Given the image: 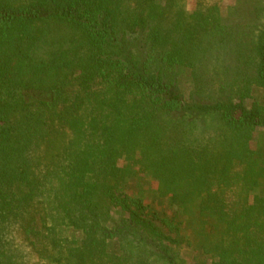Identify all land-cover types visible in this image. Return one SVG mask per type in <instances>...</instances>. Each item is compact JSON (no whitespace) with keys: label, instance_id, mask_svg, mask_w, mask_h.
Masks as SVG:
<instances>
[{"label":"trees","instance_id":"16d2710c","mask_svg":"<svg viewBox=\"0 0 264 264\" xmlns=\"http://www.w3.org/2000/svg\"><path fill=\"white\" fill-rule=\"evenodd\" d=\"M187 3L0 0V264H264V0Z\"/></svg>","mask_w":264,"mask_h":264},{"label":"rangeland","instance_id":"374dc122","mask_svg":"<svg viewBox=\"0 0 264 264\" xmlns=\"http://www.w3.org/2000/svg\"><path fill=\"white\" fill-rule=\"evenodd\" d=\"M211 2L218 3L221 6L223 12L226 13L230 6L236 4L237 0H211ZM187 6L190 9L194 8L196 6L195 0H188ZM179 86H180L181 91L184 94V97L187 100H191L193 98V95H194L192 93V91L194 89H193L192 82H191L190 69L186 68L184 70H181V73L179 74ZM253 88H254L253 91H252L253 92V95H252L253 97L252 96L251 97H246L245 100H244L245 105L247 107H249V108L251 107V105L255 101V98L260 99V101L264 100V96L262 97L260 95L262 93L260 91V89L257 86H253ZM237 100H239V98ZM255 135H256L255 136L256 139H258V141H259V145H264V129H261V131L260 132L258 131ZM238 168H240V166H238ZM146 180H144L145 182L143 180H141V182L144 183V189L147 192H148V190L150 192V190L154 189L156 185H155V183H153L151 181L149 182L148 179H146ZM129 191L131 192L130 189H129ZM149 195H151V193ZM146 200H147V202H149V201L151 202L152 201V199H150V198H146ZM157 207L158 208L161 207L160 203L157 204ZM199 241H200V239L198 241H196V242H199ZM177 246H178V248L180 250L181 256L183 257V259H185V262H187L188 264H202L199 261L200 260L202 261L203 258H205L204 264H210L211 263V258H209V257L201 256L199 259L196 258V255H195L194 251L191 249L192 247L186 241H183V242L179 243ZM112 249L116 250V248H114V247ZM27 256L30 258V255H27ZM35 259L36 258L33 255L31 260L33 261Z\"/></svg>","mask_w":264,"mask_h":264}]
</instances>
